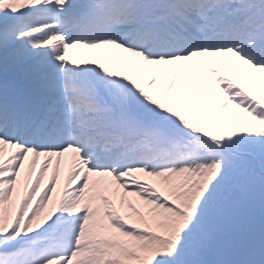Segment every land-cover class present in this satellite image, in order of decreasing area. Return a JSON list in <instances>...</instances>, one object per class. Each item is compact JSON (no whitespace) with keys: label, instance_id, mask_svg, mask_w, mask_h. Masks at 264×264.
<instances>
[{"label":"snow or ice","instance_id":"1","mask_svg":"<svg viewBox=\"0 0 264 264\" xmlns=\"http://www.w3.org/2000/svg\"><path fill=\"white\" fill-rule=\"evenodd\" d=\"M0 264H264V0L0 9Z\"/></svg>","mask_w":264,"mask_h":264},{"label":"rangeland","instance_id":"2","mask_svg":"<svg viewBox=\"0 0 264 264\" xmlns=\"http://www.w3.org/2000/svg\"><path fill=\"white\" fill-rule=\"evenodd\" d=\"M37 2L38 0H0V9L7 8L14 11L18 8L24 7L25 5L35 4ZM29 31L32 32V29ZM48 35L38 37L37 40L43 43L42 40L47 39ZM49 41L57 42V38L53 37L50 40L47 39L45 43H49Z\"/></svg>","mask_w":264,"mask_h":264}]
</instances>
